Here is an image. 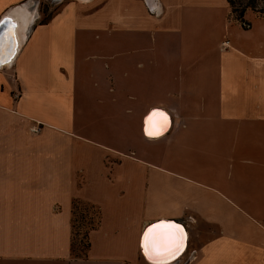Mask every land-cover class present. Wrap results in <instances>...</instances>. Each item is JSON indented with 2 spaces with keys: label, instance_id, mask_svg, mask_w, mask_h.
<instances>
[{
  "label": "crops",
  "instance_id": "1",
  "mask_svg": "<svg viewBox=\"0 0 264 264\" xmlns=\"http://www.w3.org/2000/svg\"><path fill=\"white\" fill-rule=\"evenodd\" d=\"M149 2L71 0L37 23L35 0H0V20L32 14L0 68V264H152L159 221L187 234L167 264H264V15L245 29L229 0ZM110 7L127 39L101 29ZM153 109L171 118L156 137ZM75 200L100 211L82 258Z\"/></svg>",
  "mask_w": 264,
  "mask_h": 264
},
{
  "label": "rangeland",
  "instance_id": "2",
  "mask_svg": "<svg viewBox=\"0 0 264 264\" xmlns=\"http://www.w3.org/2000/svg\"><path fill=\"white\" fill-rule=\"evenodd\" d=\"M38 5V10L40 12L37 23H47L51 19H53L56 15H58L65 4L70 2L71 0H35ZM151 3H154L155 0H150ZM255 2V8L260 9L262 7V2L260 0H231L232 7L236 9H241L249 2ZM230 3V2H229ZM231 6V5H230ZM231 7V8H232ZM147 8V7H146ZM150 10V12H149ZM153 13V14H152ZM149 14L155 17V10L151 11L150 9L141 11L137 13V19L141 22L145 20L152 22V17L150 19H146L149 17ZM129 22L128 20V9H116L113 7L100 9V27L104 32L106 37L111 38L114 34L116 38H128L127 31H113V28H116L119 24H125ZM172 26H174L172 24ZM102 31V32H103ZM170 32L175 34L176 31L171 28ZM102 35V33H101ZM172 36V35H171ZM226 39V38H225ZM224 39V40H225ZM223 40V41H224ZM75 215L74 219V255H84L87 246V240L84 238L88 229L91 227V224L96 223V219L98 217V209L91 204H87L85 202L75 200Z\"/></svg>",
  "mask_w": 264,
  "mask_h": 264
},
{
  "label": "bare ground",
  "instance_id": "3",
  "mask_svg": "<svg viewBox=\"0 0 264 264\" xmlns=\"http://www.w3.org/2000/svg\"><path fill=\"white\" fill-rule=\"evenodd\" d=\"M13 14L5 16L0 20V30H2V32H0V68L11 65L14 61L19 49L20 42L18 39L22 40L25 35L26 28L30 23L29 20L31 21L32 18V14L24 8L19 9L17 13ZM10 35H12L11 44L9 42ZM144 125V132L146 135L150 137L160 136L165 134L170 129L171 118L168 114H166V112L156 111L146 117ZM162 223L177 225L173 222ZM180 228L184 229L181 226ZM183 234L184 240L182 250L174 257L168 259L167 262L175 260V258L186 248L187 234L184 230Z\"/></svg>",
  "mask_w": 264,
  "mask_h": 264
},
{
  "label": "snow or ice",
  "instance_id": "4",
  "mask_svg": "<svg viewBox=\"0 0 264 264\" xmlns=\"http://www.w3.org/2000/svg\"><path fill=\"white\" fill-rule=\"evenodd\" d=\"M183 240V229L179 225L160 223L144 233L142 247L152 264H167L168 259L182 250Z\"/></svg>",
  "mask_w": 264,
  "mask_h": 264
},
{
  "label": "trees",
  "instance_id": "5",
  "mask_svg": "<svg viewBox=\"0 0 264 264\" xmlns=\"http://www.w3.org/2000/svg\"><path fill=\"white\" fill-rule=\"evenodd\" d=\"M260 1L263 4L260 9L255 8V5H254L255 2H251V1L247 5H245L244 7H242L241 9H236V8H233L232 7V2H231V0H229L230 5L232 7V13H233V15H234L235 19H237L241 23V25H242L243 28L248 29V28H250V25H251L250 23H248V22H246L244 20V16H245V13H246L247 10L252 9V10L258 12L260 15H264V0H260ZM74 206L75 205H73V216L75 215V207ZM97 213H98V217L96 219V223L91 224V227L88 229L87 233L84 236V238L87 240V246H86V251H85V253H84L83 256L82 255H74V237H73L72 251H73V255L76 258H82V257H85L86 256V253H87V251L89 249V246H90V243H89V232L91 230L95 229L96 226L98 225L99 221H100V211H98ZM73 229H74V219H73Z\"/></svg>",
  "mask_w": 264,
  "mask_h": 264
},
{
  "label": "built area",
  "instance_id": "6",
  "mask_svg": "<svg viewBox=\"0 0 264 264\" xmlns=\"http://www.w3.org/2000/svg\"><path fill=\"white\" fill-rule=\"evenodd\" d=\"M231 47V42L229 39H225L224 41H222L221 45H220V50L221 51H225L227 49H229ZM32 133L37 134L40 131L39 127H32L31 129Z\"/></svg>",
  "mask_w": 264,
  "mask_h": 264
},
{
  "label": "water",
  "instance_id": "7",
  "mask_svg": "<svg viewBox=\"0 0 264 264\" xmlns=\"http://www.w3.org/2000/svg\"><path fill=\"white\" fill-rule=\"evenodd\" d=\"M0 32H2V30H0ZM9 42H10V44L12 43V35H10ZM157 110H158V109H153V110H151L147 116H150V114H152L153 112H156ZM147 116H146V117H147ZM168 222L176 223V222H174V221H168ZM159 223H162V221H159V222H156V223L150 224V225L145 229L144 233H145L149 228H151L153 225H157V224H159ZM176 224H179V223H176ZM179 225H181V224H179ZM182 226H183V225H182ZM144 233H143V236H142V240H143V237H144ZM141 245H142V242H141ZM142 250H143V247H142ZM183 251H184V250H183ZM183 251H182V252H183ZM182 252H181L177 257H179V256L182 254ZM143 253H144V250H143ZM144 254H145V253H144ZM177 257H176V258H177ZM176 258H175V259H176ZM151 262H152V261H151Z\"/></svg>",
  "mask_w": 264,
  "mask_h": 264
}]
</instances>
